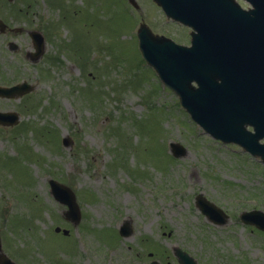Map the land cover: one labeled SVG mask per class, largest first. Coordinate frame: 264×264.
<instances>
[{"label":"rangeland","instance_id":"1","mask_svg":"<svg viewBox=\"0 0 264 264\" xmlns=\"http://www.w3.org/2000/svg\"><path fill=\"white\" fill-rule=\"evenodd\" d=\"M135 1L138 9L129 0H0L8 26L0 33V84L35 87L20 99L0 97V111L21 118L0 126L4 252L18 264H136L150 254L179 264L172 248H181L198 264H264V232L240 221L243 211L264 212V166L204 133L146 65L140 23L178 42L190 35L170 30L152 0ZM29 31L45 39L37 62L28 57ZM174 144L187 150L183 158L171 155ZM51 179L75 192L77 226ZM200 193L229 223L217 226L196 208ZM126 221L129 239L116 234Z\"/></svg>","mask_w":264,"mask_h":264},{"label":"water","instance_id":"2","mask_svg":"<svg viewBox=\"0 0 264 264\" xmlns=\"http://www.w3.org/2000/svg\"><path fill=\"white\" fill-rule=\"evenodd\" d=\"M246 1L253 10L241 12L234 0H155L169 18L192 26L199 34H192L193 47L187 48L155 36L143 24L138 31L139 47L163 83L180 97L182 106L208 134L224 143L242 146L264 163V0ZM5 28L0 20V32ZM31 37L37 50L33 56L38 60L44 41L37 32H32ZM33 89L27 84L0 88V96L21 97ZM18 120L15 113H0L2 125H15ZM63 144L69 147V139H64ZM172 149L177 158L187 154L179 144L172 145ZM50 185L55 198L69 207L67 218L78 222L80 212L74 193L55 180H50ZM196 204L215 224L229 221L203 195L197 196ZM241 220L264 231L262 211L245 212ZM121 235H132L129 222L122 227ZM176 256L181 264H196L180 249ZM0 264H16L3 253L1 241Z\"/></svg>","mask_w":264,"mask_h":264},{"label":"flooded vegetation","instance_id":"3","mask_svg":"<svg viewBox=\"0 0 264 264\" xmlns=\"http://www.w3.org/2000/svg\"><path fill=\"white\" fill-rule=\"evenodd\" d=\"M166 26H168V28L171 30V27H173V22H171V21H166ZM188 30V29H187ZM189 33V35H190V31L188 32ZM164 35H166V36H171L172 38H174L175 39V37H173L171 34H170V32H167V33H165ZM188 42H182L183 44H185V45H187L189 42H190V37H188ZM194 249V248H193ZM184 251H186L187 253H189L190 254V256L191 257H193V254L192 253H190L189 251H187V250H185V249H183ZM172 252H173V248H172ZM196 255V254H195ZM150 257L152 258L151 259V261H147V262H141V261H138L136 264H149V263H151V262H153V261H155V259H153V254H150ZM168 258V257H167ZM197 262H198V260L195 258V257H193ZM161 264H168V263H166V262H164V263H162L161 262Z\"/></svg>","mask_w":264,"mask_h":264}]
</instances>
